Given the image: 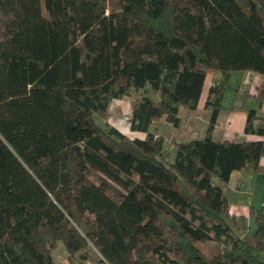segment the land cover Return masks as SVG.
Returning a JSON list of instances; mask_svg holds the SVG:
<instances>
[{
	"label": "trees",
	"instance_id": "trees-1",
	"mask_svg": "<svg viewBox=\"0 0 264 264\" xmlns=\"http://www.w3.org/2000/svg\"><path fill=\"white\" fill-rule=\"evenodd\" d=\"M113 1L0 0V264H55L58 241L69 264H264L261 213L251 244L223 189L264 171V139L212 137L231 72L264 74V0ZM207 70L204 136L166 145L151 125L179 127ZM133 91L144 138L107 120ZM263 97L244 133L264 135Z\"/></svg>",
	"mask_w": 264,
	"mask_h": 264
},
{
	"label": "crops",
	"instance_id": "crops-1",
	"mask_svg": "<svg viewBox=\"0 0 264 264\" xmlns=\"http://www.w3.org/2000/svg\"><path fill=\"white\" fill-rule=\"evenodd\" d=\"M215 75L216 72L213 70H207L196 109H188L186 111V114L189 113L187 124L183 120V115L180 114L182 116L180 126L171 125L173 128H184L187 132L184 137L174 135L173 137L177 140H188L204 136L209 119V111L204 108V102L208 94V88L212 84ZM263 81L264 74L260 72L251 70H233L231 72L229 87L223 94L221 108L214 124L212 132L214 139H236L239 137L264 139V135L244 133L246 108L255 105L256 95ZM133 101L134 97L130 98L128 95L112 98L108 103V121L121 132L131 137L144 138L146 132L131 129L130 121L127 120L128 118H124V115H131ZM201 105L203 109H201ZM260 112L264 115V97ZM158 119L154 120L150 130L156 134L164 135L166 138V133L155 127L165 126L169 132L172 127L164 119H161L160 122ZM260 164L264 165V154L260 157ZM223 189L229 207L227 221L232 225L236 233L247 242L254 243V235L258 226L257 214L261 213L263 221L262 239L264 241V171L253 172L233 169ZM64 257L66 259V253Z\"/></svg>",
	"mask_w": 264,
	"mask_h": 264
},
{
	"label": "rangeland",
	"instance_id": "rangeland-1",
	"mask_svg": "<svg viewBox=\"0 0 264 264\" xmlns=\"http://www.w3.org/2000/svg\"><path fill=\"white\" fill-rule=\"evenodd\" d=\"M113 0H108V3H109V7H111L112 5H113ZM240 2H243V0H240ZM138 93H137V91H133L132 92V94L131 95H128V97H130V98H133L135 95H137ZM203 106L201 105V109H203L202 108ZM189 108H187V107H185V106H180V110H179V113L181 114V115H183V120L186 122V124H187V120L189 119V113L188 114H186L187 112V110H188ZM96 117L100 120V121H103L104 120V118H102V117H100L99 115H96ZM128 118L127 120H129L130 119V115H124V118ZM182 117V116H181ZM163 120L164 118L162 117V118H159L158 120H159V122H160V120ZM107 120H108V118H107ZM109 122V121H108ZM182 123V122H181ZM172 124L170 123V127H172L171 126ZM156 129L157 128H159L160 130H162V131H164L165 133H166V139H167V141H165V144L167 145V143H168V139H169V137H171V136H180V137H184V136H186V134H187V132H186V130L184 129V128H173L172 127V129L170 130V132H169V130H167V128L165 127V126H160V127H155ZM170 129V128H169ZM168 132V133H167ZM174 153H175V149H174V147H171V151H170V154H169V159H171V158H173L174 157ZM108 192L111 194V195H113V196H116V192L114 191V190H112V189H108ZM200 248H202L203 250H205L206 252H207V254H209V255H212L211 254V250L213 249V246H211V247H209V245H207V243H204V242H198V244H197ZM65 253H66V250H65V248H64V244L61 242V241H58V242H56L54 245H53V257H54V259H55V261H56V264H63V263H65V264H69V262H68V260H67V258L65 259V257H64V255H65Z\"/></svg>",
	"mask_w": 264,
	"mask_h": 264
}]
</instances>
